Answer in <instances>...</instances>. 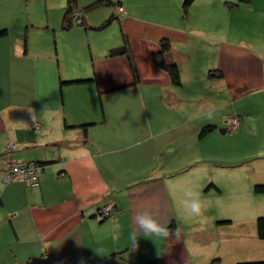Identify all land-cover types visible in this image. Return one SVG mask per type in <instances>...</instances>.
<instances>
[{
    "label": "crops",
    "instance_id": "crops-1",
    "mask_svg": "<svg viewBox=\"0 0 264 264\" xmlns=\"http://www.w3.org/2000/svg\"><path fill=\"white\" fill-rule=\"evenodd\" d=\"M96 1L77 0L84 23L65 30L66 0H0V156L13 143L11 160L44 163L35 188L3 183L0 167V264H222L226 120L264 129V0H102L85 11ZM33 3L50 47L30 44L41 34L24 14ZM162 41L179 86L153 61ZM123 46L130 58L109 55ZM188 189L201 192L202 217L179 208ZM138 210L172 235L138 232L134 246Z\"/></svg>",
    "mask_w": 264,
    "mask_h": 264
},
{
    "label": "rangeland",
    "instance_id": "rangeland-1",
    "mask_svg": "<svg viewBox=\"0 0 264 264\" xmlns=\"http://www.w3.org/2000/svg\"><path fill=\"white\" fill-rule=\"evenodd\" d=\"M28 9L36 18L34 23L39 25L37 32H43L40 25L46 16L45 8L42 10L39 3L29 4L28 7H24V14L28 13ZM35 35L34 39H30V44L37 49L44 46L45 43L48 44V47H50V43H56L54 37L51 38V41L49 39L46 41L43 33ZM83 38L87 47L88 41L84 36L74 35L71 37L78 43H83ZM66 40L68 39L64 36L62 39L64 45ZM235 132L229 131L226 134L228 136L226 142L232 143H225L224 168L221 169L223 171L221 182L224 189L222 188L218 195L220 215L218 217L220 218H216L217 221H220L218 219L229 221L222 225L226 228V238L230 239L229 248H227V250L230 249V252H225L224 264L231 263L232 255H237L235 264L264 261V241L256 237V220L258 217L264 216V129L252 124ZM234 134L236 136L233 137V141L236 143H233L232 137H230ZM242 154H244L245 160L236 163L234 157H239ZM260 186H262V190L256 189Z\"/></svg>",
    "mask_w": 264,
    "mask_h": 264
},
{
    "label": "trees",
    "instance_id": "trees-1",
    "mask_svg": "<svg viewBox=\"0 0 264 264\" xmlns=\"http://www.w3.org/2000/svg\"><path fill=\"white\" fill-rule=\"evenodd\" d=\"M194 0H184V3H183V6L184 8H187ZM249 0H238V2L240 3H247ZM103 4L102 0H97L96 2L90 4L89 6H87L85 8V11H88L92 8H95L99 5ZM77 10V0H66V8H65V17H64V20H63V29H69L70 26H71V20L69 21L70 19V15L75 11ZM68 16H69V19H68ZM84 22H82V24H80L79 26H82ZM107 23V22H106ZM104 23L102 25L105 26ZM6 35V30H0V38L1 37H4ZM170 49V44L169 42L167 41H162L160 43V46H159V51L156 52L154 55H153V61L155 63V65L166 71L167 74L169 75V78L172 82L173 85L175 86H179L180 85V74H179V69H178V66L175 64V63H170V62H167V60L165 59V54L169 51ZM109 55L112 57V56H122V55H125L127 57L130 56V51L128 49L127 46H123V47H119V48H115V49H112L109 53ZM130 58V57H129ZM131 70L133 72V75H134V78H135V81L137 80V76H136V70H135V67L133 65V63L131 62ZM94 81L93 78L91 79H81V80H73V81H69V82H60L61 85H66V84H74V83H86V82H92ZM88 126V124H84V125H81L80 127H86ZM210 131V127H205L202 131H201V136L204 135L205 133L209 132ZM37 163V162H36ZM39 164L41 167H43L44 163H37ZM259 190L262 188V186L260 187H257L256 189ZM262 190V189H261ZM171 228H174V225L171 224L169 226V229ZM256 237L257 239L261 240V241H264V216L262 217H258L257 220H256ZM149 264H157V261H151ZM237 264H264V261H258V262H240V263H237Z\"/></svg>",
    "mask_w": 264,
    "mask_h": 264
},
{
    "label": "clouds",
    "instance_id": "clouds-1",
    "mask_svg": "<svg viewBox=\"0 0 264 264\" xmlns=\"http://www.w3.org/2000/svg\"><path fill=\"white\" fill-rule=\"evenodd\" d=\"M138 70L142 76L145 71L152 73L151 65H146L143 61L138 62ZM178 206L182 212L189 218H199L207 211V206L201 199V192L188 189L184 192L183 198L178 201ZM134 228L131 233V240L134 246H137V233H143L145 236L160 238L164 241L172 235L168 225L161 223L153 213L148 210H138L133 217ZM178 236V234L176 233Z\"/></svg>",
    "mask_w": 264,
    "mask_h": 264
},
{
    "label": "built area",
    "instance_id": "built-area-1",
    "mask_svg": "<svg viewBox=\"0 0 264 264\" xmlns=\"http://www.w3.org/2000/svg\"><path fill=\"white\" fill-rule=\"evenodd\" d=\"M71 21L76 22L78 25L84 22V13L79 10H75L71 15ZM240 118L235 115H231L227 118L228 131L235 132L239 128ZM16 145L10 143L6 146L5 151L0 156V167L3 171V183H9L14 181H21L28 188H35L39 185V174L42 167L36 162H18L11 160L12 152L15 150ZM114 207L111 204L103 206L99 209V214L104 217L113 216Z\"/></svg>",
    "mask_w": 264,
    "mask_h": 264
},
{
    "label": "water",
    "instance_id": "water-1",
    "mask_svg": "<svg viewBox=\"0 0 264 264\" xmlns=\"http://www.w3.org/2000/svg\"><path fill=\"white\" fill-rule=\"evenodd\" d=\"M223 133V132H222Z\"/></svg>",
    "mask_w": 264,
    "mask_h": 264
}]
</instances>
